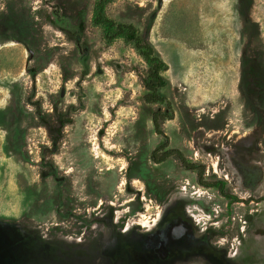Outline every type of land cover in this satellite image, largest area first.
Returning <instances> with one entry per match:
<instances>
[{"label": "rangeland", "instance_id": "rangeland-1", "mask_svg": "<svg viewBox=\"0 0 264 264\" xmlns=\"http://www.w3.org/2000/svg\"><path fill=\"white\" fill-rule=\"evenodd\" d=\"M96 0H0V264H264V0H114L165 61L170 147L151 153L147 64Z\"/></svg>", "mask_w": 264, "mask_h": 264}, {"label": "trees", "instance_id": "trees-1", "mask_svg": "<svg viewBox=\"0 0 264 264\" xmlns=\"http://www.w3.org/2000/svg\"><path fill=\"white\" fill-rule=\"evenodd\" d=\"M113 1L96 0L92 13V22L102 29L103 37L107 43H113L116 40L122 39L134 46L148 66L147 80L145 82V101L150 104H160L165 107L164 110H155L152 115L154 130L163 136L165 141L152 151L151 160L155 163H162L173 157L185 169L196 174L198 184L206 188H215L230 201L240 202V198L227 192L225 181L221 179L208 180L206 177V167L203 164L192 161L180 149L170 147L169 138L166 136L162 127L164 121L174 117V108L171 101L161 92L167 85V81L163 76L166 63L156 53L153 45L140 35L134 24L118 22L109 16L107 8Z\"/></svg>", "mask_w": 264, "mask_h": 264}, {"label": "flooded vegetation", "instance_id": "flooded-vegetation-1", "mask_svg": "<svg viewBox=\"0 0 264 264\" xmlns=\"http://www.w3.org/2000/svg\"><path fill=\"white\" fill-rule=\"evenodd\" d=\"M224 181V180H223ZM215 189V188H214ZM217 190V189H216Z\"/></svg>", "mask_w": 264, "mask_h": 264}]
</instances>
